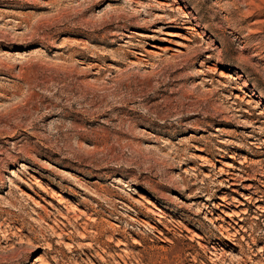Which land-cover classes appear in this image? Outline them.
Masks as SVG:
<instances>
[{"label":"rangeland","instance_id":"rangeland-1","mask_svg":"<svg viewBox=\"0 0 264 264\" xmlns=\"http://www.w3.org/2000/svg\"><path fill=\"white\" fill-rule=\"evenodd\" d=\"M0 264H264V0H0Z\"/></svg>","mask_w":264,"mask_h":264},{"label":"bare ground","instance_id":"bare-ground-1","mask_svg":"<svg viewBox=\"0 0 264 264\" xmlns=\"http://www.w3.org/2000/svg\"><path fill=\"white\" fill-rule=\"evenodd\" d=\"M220 75H224L223 74V72H220ZM140 198L146 203V204H149V205H151L152 203H151V201H150V199L148 198V197H146V196H144V195H140ZM223 200V199H222Z\"/></svg>","mask_w":264,"mask_h":264}]
</instances>
